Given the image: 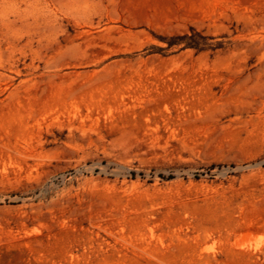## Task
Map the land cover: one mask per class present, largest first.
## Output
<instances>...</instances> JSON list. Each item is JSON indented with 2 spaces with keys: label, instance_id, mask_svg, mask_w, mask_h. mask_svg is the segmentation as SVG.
Here are the masks:
<instances>
[{
  "label": "rangeland",
  "instance_id": "rangeland-1",
  "mask_svg": "<svg viewBox=\"0 0 264 264\" xmlns=\"http://www.w3.org/2000/svg\"><path fill=\"white\" fill-rule=\"evenodd\" d=\"M0 264H264V0H0Z\"/></svg>",
  "mask_w": 264,
  "mask_h": 264
}]
</instances>
